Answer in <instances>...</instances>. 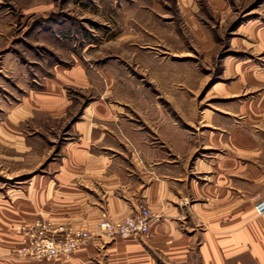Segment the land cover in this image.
<instances>
[{"label":"crops","instance_id":"0c3cea01","mask_svg":"<svg viewBox=\"0 0 264 264\" xmlns=\"http://www.w3.org/2000/svg\"><path fill=\"white\" fill-rule=\"evenodd\" d=\"M182 1L190 6L192 18L194 0ZM75 69L78 79L57 72L46 93L51 96L32 91L13 108L0 98L5 120L0 139L25 154L37 152L35 139L24 134L23 121L44 105L54 110V118L67 115L66 87L91 88L85 70ZM224 70L226 82L214 88L234 103L244 98L234 109L210 114L208 158L187 157L189 130L179 112L155 108L138 89L132 94L137 108L112 107L105 99L113 88L106 85L104 98L84 110L73 126L78 139L63 145L51 183L34 196L35 209L47 215L43 220L91 231L104 214L119 221L145 204L152 213L147 235L112 240L95 236L67 259L4 258L0 264H264V213L255 211V199L264 197V65L227 61ZM37 218L27 215L26 221ZM9 220L16 225L25 218ZM21 244L20 238H12L0 250Z\"/></svg>","mask_w":264,"mask_h":264},{"label":"rangeland","instance_id":"374dc122","mask_svg":"<svg viewBox=\"0 0 264 264\" xmlns=\"http://www.w3.org/2000/svg\"><path fill=\"white\" fill-rule=\"evenodd\" d=\"M182 2L0 0V98L11 108L32 91L51 96L46 93L59 71L78 79V67L91 80L88 91L66 87L67 115L54 118L44 105L25 118L24 134L35 139L37 152L25 154L0 139V245L18 237L23 246L34 223L26 216L47 217L35 209L34 196L51 183L63 145L78 139L73 126L104 98L106 85L113 88L105 99L112 107L137 108L132 94L138 89L155 108L179 112L189 130L187 157L211 155L205 146L210 114L234 109L244 98L234 103L214 88L226 82V62L264 65V0H194L192 18ZM3 109L0 103V123ZM16 215L25 221L15 225L9 218ZM20 247L0 250V260H24Z\"/></svg>","mask_w":264,"mask_h":264},{"label":"built area","instance_id":"2783aa9c","mask_svg":"<svg viewBox=\"0 0 264 264\" xmlns=\"http://www.w3.org/2000/svg\"><path fill=\"white\" fill-rule=\"evenodd\" d=\"M255 211L257 214L264 213V197L257 196ZM151 220L152 213L145 204H139L136 212L119 221L104 214L97 222L95 231L53 225L39 217L28 230L25 244L20 247L18 254L25 260L67 259L95 236L109 240L116 237L139 238L145 236L149 232Z\"/></svg>","mask_w":264,"mask_h":264}]
</instances>
